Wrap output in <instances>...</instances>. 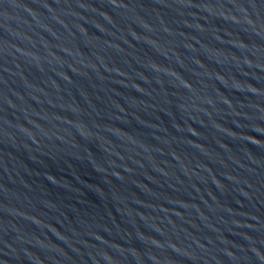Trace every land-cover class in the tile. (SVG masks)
Segmentation results:
<instances>
[{
	"label": "water",
	"instance_id": "obj_1",
	"mask_svg": "<svg viewBox=\"0 0 264 264\" xmlns=\"http://www.w3.org/2000/svg\"><path fill=\"white\" fill-rule=\"evenodd\" d=\"M0 264H264V0H0Z\"/></svg>",
	"mask_w": 264,
	"mask_h": 264
}]
</instances>
